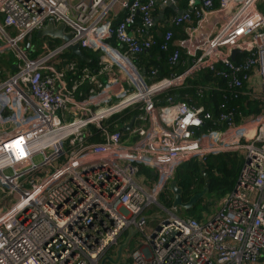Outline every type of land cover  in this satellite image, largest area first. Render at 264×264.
Segmentation results:
<instances>
[{"label": "built area", "instance_id": "1", "mask_svg": "<svg viewBox=\"0 0 264 264\" xmlns=\"http://www.w3.org/2000/svg\"><path fill=\"white\" fill-rule=\"evenodd\" d=\"M179 1L0 0V53L17 62L0 83V264H112L107 252L125 231L135 234L116 264H264V0H188L166 24L216 19L197 37L188 32L197 42L180 40L168 59L176 64L185 49L191 65L154 81L155 71L140 75L137 56L169 48V30L159 43L151 32L157 7ZM49 24L63 25L69 42L36 43ZM69 44L97 54L98 69L63 57ZM205 69L256 111L213 120L185 100L156 102ZM128 109L144 122L128 131L131 142L103 125ZM91 126L100 142L87 141ZM223 153L242 165L218 210L203 221L167 212L152 237L146 210L160 207L177 168Z\"/></svg>", "mask_w": 264, "mask_h": 264}, {"label": "trees", "instance_id": "2", "mask_svg": "<svg viewBox=\"0 0 264 264\" xmlns=\"http://www.w3.org/2000/svg\"><path fill=\"white\" fill-rule=\"evenodd\" d=\"M188 0H180L178 4L179 10L187 9ZM216 5V3H215ZM164 14L167 18L175 15V12L170 8L163 9ZM121 19L118 18L114 20L113 25H116ZM182 23L178 27L165 24L156 25L152 30L151 35L153 36L155 42L159 43V37L157 31L165 32L170 30L172 33V42L177 39H184V33L182 30ZM193 24L195 22L193 20ZM36 41V38H34ZM176 50L174 45L169 46L166 51H160L158 45L153 46L146 53H142L137 56V69L140 75L150 76L151 71L156 72V77L154 81H160L159 79L168 78L170 76L178 75L183 72L189 66V60L184 51L180 50L179 59L176 64L170 65L168 59ZM87 58L91 59L90 64H85L80 62L75 57L71 55H65L64 57L71 60H76L78 66L88 67L91 70L98 69V60L97 54L83 50ZM186 81L180 87L170 88L169 90L163 92L157 96L156 100H164L165 98H172L174 95H178L179 101H188L191 105L199 108L202 107L205 111L209 112L213 120L218 118L220 112L233 111L235 116L238 113L241 115H249L256 111V103L248 100V98L240 96L239 99L235 100L227 92L226 82L216 77L213 72L209 70H201L195 73L193 76L185 79ZM153 81V80H152ZM148 82L151 83V80ZM205 85L210 87L203 92L201 97L197 96V89L200 86ZM86 85L83 87L85 89ZM139 114L136 111L126 110L121 114L111 117L107 122V129L110 133L120 132L122 133V126L124 123L128 122L133 116ZM238 117L236 118V121ZM212 121L205 122L200 132L205 131L206 129H211ZM91 137L87 138L88 142H100V135L97 133V130L91 126L90 127ZM127 132L123 133L122 140L126 138ZM242 165V159L236 154L232 153H223L219 155H210L205 158L203 162H200L196 159H191L188 162L179 166L174 174L173 181L176 182V186L181 190V201L186 203L189 199L196 193L200 192L204 187H206V197L202 198L195 205H193L189 210L178 209L177 211H182L183 215L197 221L203 219L204 209L208 206L203 205L205 200L215 199L216 201L228 194L233 188L239 170ZM139 173L143 174L145 177L151 179L152 173L148 169L139 166ZM167 198L165 193L161 194L158 198L162 200L164 206L167 208L172 206L173 195L169 190ZM169 197V198H168ZM208 203H210L208 201Z\"/></svg>", "mask_w": 264, "mask_h": 264}, {"label": "water", "instance_id": "3", "mask_svg": "<svg viewBox=\"0 0 264 264\" xmlns=\"http://www.w3.org/2000/svg\"><path fill=\"white\" fill-rule=\"evenodd\" d=\"M165 7H168L170 9H173L178 15L182 14V11L179 10L178 8H176L174 5L172 4H165L164 6L162 5L160 8L164 9ZM163 19V12H160L159 16L154 18L155 23H157L158 21H161ZM42 37H49V38H54V39H59L61 41L62 44H67L70 40V35L64 34L63 32V25H59L56 29H54L52 24H49L47 28L42 29L37 31L36 33V38L37 39H41ZM65 50L72 56L75 57L76 59H78L80 62H83L85 64H90L91 63V59L87 58V56L84 54L83 50L80 49L78 44H74V45H67L65 47ZM237 53V50H234L231 54V59L234 57V55ZM177 99V96H174V98H172L170 100V102H173ZM140 118L139 116H133L128 123L124 126L123 130L125 132L129 131L133 124H134V120L135 119ZM207 187V185H206ZM206 187H204L200 192L194 194L188 202L183 203L181 201V190L176 186V182L175 181H171L169 184V190L171 191V193L173 194V202H172V207L173 208H181V209H185V210H189L194 204H196L198 201H200L206 194ZM166 223V221H165ZM160 230V224H157L155 226V230L152 232V237L155 236V231H159ZM133 234H135L134 231L130 232V236H132ZM126 244L119 246L118 250H117V257L115 260H112L110 258H108V260L112 263V264H116L118 262V259L121 255V251L122 248H125Z\"/></svg>", "mask_w": 264, "mask_h": 264}, {"label": "rangeland", "instance_id": "4", "mask_svg": "<svg viewBox=\"0 0 264 264\" xmlns=\"http://www.w3.org/2000/svg\"><path fill=\"white\" fill-rule=\"evenodd\" d=\"M257 9L260 13H262L264 15V4L263 3H259L257 5ZM7 32H9V34L11 36L14 35V30L12 29H9L7 30ZM35 38H36V34H35ZM36 43L38 44H41L42 42H47L48 44H50L51 48L54 49V48H58L60 45H61V41L59 39H52V38H49V37H45V38H42V39H37L36 38ZM2 46L0 45V48ZM65 55H70L67 51H64L63 52V57ZM4 56V57H2ZM5 59L11 61L14 63V65L16 66L17 65V62L14 60V57H13V54L12 52L8 51V52H5V53H0V64H3L5 62ZM160 100H156V102H159ZM132 109H129V111H131ZM137 120V118L135 119ZM134 120V122H135ZM107 122V121H106ZM106 122L103 123L104 126H107ZM136 125V123H135ZM138 125V124H137ZM129 142H131V140H129ZM35 161L37 162L38 159L36 158ZM7 174L10 173V171L6 172ZM171 192V191H170ZM165 194V197L167 198L168 196V191H165L164 192ZM172 194V193H171ZM167 195V196H166ZM206 197V195H205ZM204 197V198H205ZM169 198V197H168ZM208 201L210 203H208ZM205 200L203 202V205H206L208 206L206 209H204V214H203V217H210L212 216L215 211H217L218 209V206L221 202V199L219 200H215V199H211V200ZM158 203L167 211H171L172 213H174L175 215L179 216V217H186L185 215H183L182 211H177V209L180 210V208L178 207L176 210H172V206L167 208L166 206H164V203L162 200H159ZM195 205V204H194ZM0 206H3V203L0 202ZM163 210L162 208L156 206V205H152L150 208H148V210H146V213H145V216L147 218V220L149 221V226L150 227H154L156 225L157 222H159L161 219H164L166 216H168V213ZM130 236V232L129 231H125L124 233H122V235L120 236V238L118 239V245L117 246H112L108 252H107V256L106 257H109L111 259H116L117 257V250H118V247L119 246H122L124 244H126L128 238ZM135 237H138V235H135ZM123 254V252H122ZM122 257V256H121ZM121 259V258H120ZM119 260V259H118Z\"/></svg>", "mask_w": 264, "mask_h": 264}, {"label": "crops", "instance_id": "5", "mask_svg": "<svg viewBox=\"0 0 264 264\" xmlns=\"http://www.w3.org/2000/svg\"><path fill=\"white\" fill-rule=\"evenodd\" d=\"M180 2V1H179ZM179 4V3H178ZM161 6H158L157 7V10H156V12H157V17L159 16V14H160V12H163V9H161L160 8ZM179 9V8H178ZM213 13H210V14H208V16H210V17H205L203 20H201V22L200 23H198L196 20H194V22H195V25L193 24V20H191L190 22H187V23H184L182 26V30H183V33H184V39H182V38H180V39H177V40H188V39H190L189 38V33L188 32H190V33H192V35L194 36V37H197V36H199L201 33H203V32H205L206 30H207V28H208V22H209V20L210 19H212V21L214 22L215 21V16L216 15H212ZM212 15V16H211ZM167 17H166V15L164 14V12H163V19L161 20V21H158L157 23H155V26L156 25H159L160 23L162 24V25H164L165 26V24H166V21H167ZM168 25V24H167ZM155 26H154V28H155ZM174 27H178V26H174ZM157 33H158V37H159V40H161V35L164 33V32H161V31H157ZM190 41H191V43H193V44H195L196 42H197V40L196 39H193V40H191L190 39ZM173 43L174 44H178V42H176V40H174L173 41ZM0 45H2V44H0ZM182 51H184V53L186 54V56L188 57V60H189V55H188V53H187V51L185 50V49H181ZM2 57H4V56H2ZM15 70H16V67H15V65H14V63L13 62H11V61H9V60H7V59H5V62L3 63V64H0V83L6 78V77H8V76H11L14 72H15ZM200 87H205L206 89L205 90H207V89H210V87H206L205 85H203V86H200ZM200 87H198V88H200ZM198 90V89H197ZM205 90H203V92L205 91ZM174 96H177V99H178V95H174ZM172 98H174V97H172ZM168 98H165L164 100H167ZM184 101V100H183ZM188 102V101H187ZM189 103V102H188ZM144 122L142 121V120H138L137 122H136V124H143ZM124 132H122V134H123ZM126 137H129V135L127 134L126 135Z\"/></svg>", "mask_w": 264, "mask_h": 264}, {"label": "clouds", "instance_id": "6", "mask_svg": "<svg viewBox=\"0 0 264 264\" xmlns=\"http://www.w3.org/2000/svg\"><path fill=\"white\" fill-rule=\"evenodd\" d=\"M215 6H216V5H215ZM165 8H168V7H165ZM165 8H164V9H165ZM176 8H178V6H177ZM172 10H173V9H172ZM173 11H174V10H173ZM181 11H187V10H181ZM174 12H175V11H174ZM182 13H183V12H182ZM175 15H178V14L175 12ZM212 15H213V14H212ZM212 15H211V16H212ZM214 15H215V14H214ZM194 20H196V19H194ZM196 21H197V20H196ZM182 23H187V22H182ZM182 23H181V24H182ZM181 24H179V25H177V26H180ZM166 31H167V30H166ZM169 31H170V30H169ZM179 41H180V40H176V42H179ZM171 45H174L175 48H176V46H177V44H174V43L172 42V38H171V43H170L169 46H171ZM176 50H177V49H176ZM180 50H181V49L179 48L178 52H180ZM173 52H174V51H173ZM191 63H192V62H191V58H190V56H189V66L191 65ZM189 66H188V67H189ZM188 67H187V68H188ZM187 68H186V69H187ZM186 69H185V70H186ZM185 70H184V71H185ZM205 70H206V69H205ZM184 71H183V72H184ZM183 72H181L180 74H182ZM196 73H197V72H196ZM180 74H178V75H180ZM193 75H194V74H193ZM193 75H191V76H193ZM174 76H175V75H174ZM191 76H189V77H191ZM189 77H187V78H189ZM187 78H186V79H187ZM185 81H186V80H185ZM185 81H184V82H185ZM183 84H184V83H183ZM171 99H172V98H168L167 100H162V101L160 100L159 102H161V104H166L167 102H170ZM168 100H169V101H168ZM178 101H179V100L176 99V100L173 101V102H178ZM219 114H220V113H219ZM135 116H139V115L137 114V115H135ZM139 117H140V116H139ZM138 120H141V118H138L137 120H135L133 126H138V125H140V124H138V125L136 124V125H135V123H136ZM127 123H128V122H126V124H127ZM124 124H125V123H124ZM124 124H123V125H124ZM124 126H125V125H124ZM124 126H122V131H123V132H125V131L123 130ZM133 126H132V127H133ZM211 127L214 128L215 125H212V124H211ZM211 129H212V128H211ZM208 130H209V129H208ZM206 131H207V129H206L205 131H203V133L206 132ZM127 134H128V131H127ZM122 136H123V134H122ZM126 140H131V139H130L129 137H126V138H125L124 140H122V141H126ZM196 160H198V159H196ZM198 161H199V160H198ZM237 177H238V176H237ZM171 181H172V180H171ZM171 181H170V182H171ZM170 182H169V184H170ZM169 184H168V186H167V188H168L167 190H169ZM234 185H235V184H234ZM233 187H234V186H233ZM232 189H233V188H232ZM232 189H231V191H232ZM167 190H166V191H167ZM169 191H170V190H169ZM231 191H230V192H231ZM230 192H229V193H230ZM172 195H173V194H172ZM226 195H227V194H226ZM222 198H223V197H222ZM222 198H221V199H222ZM159 206H160V208H162L163 210H165L160 204H159ZM172 208H173V207H172ZM176 209H177V208H176ZM176 209L173 208L172 210L174 211V210H176ZM180 209H181V208H180ZM177 210H178V209H177ZM217 210H218V209H217ZM165 211H166V212H171V211H167V210H165ZM176 216H177V215H176ZM166 217H167V216H166ZM166 217H165L164 219H161V220H163V221L165 222ZM178 217H179V216H178ZM180 218H182V219H189V218H183V217H180ZM204 219H206V218L203 217V219H202L201 221H203ZM161 220H160L159 222H157L156 225H157V224H160ZM156 225H155V226H156ZM155 226H154V228H155ZM117 245H118V243H117ZM110 259H111V258H110ZM262 260L264 261V253H263V258H262Z\"/></svg>", "mask_w": 264, "mask_h": 264}]
</instances>
